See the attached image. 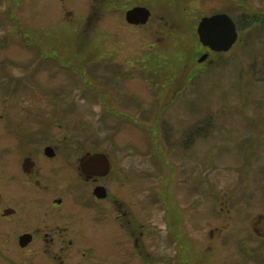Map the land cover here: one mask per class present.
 Instances as JSON below:
<instances>
[{
	"label": "flooded vegetation",
	"instance_id": "af4514ba",
	"mask_svg": "<svg viewBox=\"0 0 264 264\" xmlns=\"http://www.w3.org/2000/svg\"><path fill=\"white\" fill-rule=\"evenodd\" d=\"M188 1L39 0L53 10L25 30V0H0V264H264V126L227 129L198 113L179 124L165 114L178 97L160 99L153 92L158 83L137 77L142 63L120 61L121 81L135 94L119 95L121 104L109 88L100 94L90 87L102 96V104L94 101L99 117L110 116L112 107L151 133L155 104L162 141L145 133L139 142L103 140L108 135L101 125L103 139L93 140L72 112L78 102L92 103L90 93L58 88L56 23L89 36L87 24L107 9L124 17L128 31L156 21L158 30L150 32L160 37L194 32L196 42L187 48L199 64L215 66V56L226 51L204 45L198 26L175 23L196 12L186 9ZM138 7L148 10L145 21L128 22L126 13ZM232 9L233 0H226L221 10L199 16L197 25L217 13L231 17ZM67 47L59 53L69 60ZM141 78V88L130 85ZM138 97L144 107L137 114ZM192 149L193 163L186 165Z\"/></svg>",
	"mask_w": 264,
	"mask_h": 264
},
{
	"label": "rangeland",
	"instance_id": "374dc122",
	"mask_svg": "<svg viewBox=\"0 0 264 264\" xmlns=\"http://www.w3.org/2000/svg\"><path fill=\"white\" fill-rule=\"evenodd\" d=\"M225 1L190 0L185 7L186 9L192 7L196 12L182 14L175 19V23L198 26L199 16L221 10V5L224 7ZM159 4L155 5L154 1L152 3L155 9L160 10L162 6ZM71 5L75 9L81 8L78 1H74ZM50 10H53L51 4H40L39 0H25L21 11L25 30L34 29L36 21L43 20L42 17ZM244 11L248 18L254 16L255 12L264 13V0H233L231 17L234 18ZM101 16L97 21L87 24L93 28L89 36L73 33L74 28L72 27L71 30L66 28L65 21L56 23L54 29L58 48L55 56L58 63L56 79L58 88L63 92L68 91L74 95L90 93L89 88L92 87L95 93L101 94L106 87L111 90L118 102L124 104V98L119 95L130 96L135 93L129 90L127 83L121 81L124 76L119 72L117 64L120 61H135L145 67V70L138 67L135 71L137 77H146L149 82L158 83L161 87L153 91L162 94L158 96L160 99L178 97L171 108L168 105L165 114L172 120L178 119L179 124H189L198 113L211 116L216 126H226L227 129L239 125H248L252 128L264 126V21L262 25L255 24L254 29L237 30L235 42L225 50V53L215 56L217 62L215 66L207 67V63L199 64V61L195 60L194 50L187 48L189 43L196 42L197 36L194 32L185 30L181 39H173L168 35L160 37L157 33L150 32L152 28V30L157 29L156 21L151 23L152 28L150 25L138 26L128 31L130 26L123 16L114 15L113 11L108 9L105 15ZM76 18L81 19L79 16L74 19ZM172 22L171 19L170 24ZM118 29H120L118 34L113 33ZM67 46L72 53L69 60L59 53L61 50H68ZM60 61L67 66V69L61 66ZM145 82L146 80L141 78L138 79L137 85H130L141 88ZM89 97L92 101L90 105L86 104L85 107L83 102H78L76 106L73 105L72 112L78 116V124L87 128L89 126L93 131V140L103 139L102 136L98 137L97 132L101 125L105 135H108L103 140L120 139L126 142H139L144 141L142 133H145L152 141L158 139L162 141V138L158 137L156 119L158 106L155 104V113L149 119L151 121L149 125L151 133H149L144 129L141 131L140 127L145 124L138 118L137 124L134 125L125 116L115 115L112 107L110 116L104 114L99 117L101 108L94 101L102 104V96L96 97L90 93ZM162 102L164 100H161ZM141 107L144 105L140 103L138 97L137 114L142 112ZM107 125L113 129H108ZM204 153L205 150H202V154ZM194 156V149L187 150L186 165H192ZM138 181L139 184H144L145 178L138 176Z\"/></svg>",
	"mask_w": 264,
	"mask_h": 264
},
{
	"label": "water",
	"instance_id": "95a60500",
	"mask_svg": "<svg viewBox=\"0 0 264 264\" xmlns=\"http://www.w3.org/2000/svg\"><path fill=\"white\" fill-rule=\"evenodd\" d=\"M148 10L142 7L133 8L126 13L128 22H144ZM144 18L135 20L134 17ZM198 35L204 45L220 51L227 50L236 40L237 32L233 20L225 13H217L209 17H203L198 24Z\"/></svg>",
	"mask_w": 264,
	"mask_h": 264
},
{
	"label": "trees",
	"instance_id": "16d2710c",
	"mask_svg": "<svg viewBox=\"0 0 264 264\" xmlns=\"http://www.w3.org/2000/svg\"><path fill=\"white\" fill-rule=\"evenodd\" d=\"M261 13V12H260ZM257 15H254L250 18H248V16H246V12H240L238 15H236L233 20L236 24L237 29H254L253 27L255 26V24L257 25H262V22L264 21V13L262 14H258L255 13Z\"/></svg>",
	"mask_w": 264,
	"mask_h": 264
}]
</instances>
